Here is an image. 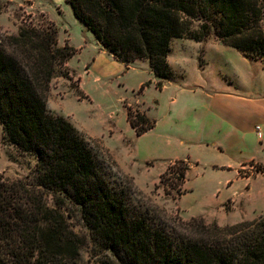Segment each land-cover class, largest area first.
Instances as JSON below:
<instances>
[{
  "label": "trees",
  "instance_id": "1",
  "mask_svg": "<svg viewBox=\"0 0 264 264\" xmlns=\"http://www.w3.org/2000/svg\"><path fill=\"white\" fill-rule=\"evenodd\" d=\"M65 2L116 61L127 66L147 60L159 89L171 75L174 38L199 42L213 35L249 58L264 57V0ZM57 36L51 22L22 19L16 33L0 27L2 141L35 158L26 177L0 174V264H78L83 240L66 220L74 213L89 232L92 264H264L263 216L226 225L184 220L155 204L133 202L131 178L119 184L111 179L115 161L99 159L92 140L48 107L58 73L86 97L66 66L76 50L59 45ZM125 107L137 136L154 126ZM189 168L185 160L170 162L155 188L173 198L172 190L184 194Z\"/></svg>",
  "mask_w": 264,
  "mask_h": 264
},
{
  "label": "crops",
  "instance_id": "2",
  "mask_svg": "<svg viewBox=\"0 0 264 264\" xmlns=\"http://www.w3.org/2000/svg\"><path fill=\"white\" fill-rule=\"evenodd\" d=\"M49 1L58 8L65 5L70 8L65 0ZM83 27L86 28L84 25ZM86 30L88 29L86 28ZM178 39L190 40L185 38L172 40L171 50L168 54L171 75L163 81L162 88L159 89L156 87L158 78L153 74L147 60L138 58L126 66L108 54L94 37L92 44L95 53L91 61L85 63V73L92 74L93 69L99 67L101 63L111 66L110 72L122 77L138 67L146 69L147 75L139 81V88L143 83L148 82V84L144 86L140 94H143L147 87L153 86L157 91L155 99L150 103H145L139 95L131 99H124L123 103L125 100L127 102L123 105L124 121L118 123L116 119L112 118L114 122L108 125L106 133L101 134L88 132L79 124L77 117L64 114L59 108L57 112L70 121L85 137L102 139L104 148L108 150L117 167L132 177L140 188L144 189L145 187L143 184L145 175L142 172L149 173L155 167L156 162H159V167L152 185L156 182L158 184L159 175L170 162L175 160H185L190 167L203 165L221 172L225 178L220 181L218 186L208 188L210 202L203 203L201 201L199 209L184 215L189 212H187L186 206L182 205V201L186 195L192 192L191 189L185 187L188 181L187 173V179L183 185L186 192L176 199L183 218L198 216L203 217L207 222L216 221L220 225L253 219L264 211L253 209L249 213L245 211L238 199L244 191L243 188H246L245 191H249L251 181L259 175H264V170H256L255 176L251 174V170H249L250 174L246 176L240 175V171L247 170L246 166H252L251 162L264 166L261 160L252 153L254 148L252 140L254 137L256 138L254 125L259 122L264 124V93L255 92L240 85L234 76L220 70L209 74L204 54L202 56L204 62L200 64L201 47L197 54L195 68H191V71L176 68L172 63L171 52L173 42ZM87 41L74 46L68 37L67 44L76 50L74 54L76 55L81 54L83 49L89 45ZM202 42L196 43L202 44ZM203 52L204 49H202ZM240 54L243 58L252 60L242 52ZM68 61L67 68L74 71L69 67ZM253 61L259 62L264 68V64L260 61ZM76 77L80 78L79 89L82 91V77L77 73ZM71 91L77 95L75 89L71 88ZM77 97L80 99L78 95ZM125 106H136V109H132L145 114L149 120L154 122V126L137 136L127 120ZM256 141L258 142L257 146L264 150V140L259 141L256 138ZM229 200L230 205L226 211L225 202ZM226 212L228 214L224 216Z\"/></svg>",
  "mask_w": 264,
  "mask_h": 264
},
{
  "label": "rangeland",
  "instance_id": "3",
  "mask_svg": "<svg viewBox=\"0 0 264 264\" xmlns=\"http://www.w3.org/2000/svg\"><path fill=\"white\" fill-rule=\"evenodd\" d=\"M0 7L2 8L0 10V27L9 33L17 32L18 24L22 19H32L36 24L42 22L53 23L58 32L59 45L67 42L68 37L74 46L83 44L85 40H88L89 45L83 49L81 54L74 55L68 61L69 67L74 70L71 71L69 69L74 79L73 83H75L77 73L78 76L82 77L83 84L81 89L88 96V99L86 97L79 99L71 91L72 83L58 73L52 81L50 90L48 107L52 112L58 114L57 110L59 108L64 114L77 117L79 124L88 132L101 134L106 133L108 125L114 122L112 118L116 119L118 123L124 121L123 105L127 103L126 100L123 103L124 99H131L137 95L141 96L145 103H150L155 99L157 91L153 86L147 87L143 94L139 92V81L147 75L146 69L138 67L122 77L111 73V66L101 63L99 67L93 69L92 74L85 73V63L91 61L95 53L94 45L92 44L94 43V37L74 17L72 10L67 5L58 8L49 0H0ZM200 47L204 49L203 53L202 49L200 50V64H203L205 59L209 74L220 70L225 74L234 76L240 85L252 91L264 93V68L260 63L253 61V58H251L252 60L243 58L239 50L224 46L213 35L208 36L202 44L184 39L175 40L172 44V63L176 68L191 71V68H195ZM203 54L204 59H202ZM257 60L264 64V57ZM61 98L64 99L60 100ZM130 108L136 109V106H130ZM90 139L99 159L110 165V161L113 159L108 150L104 148L102 139ZM252 141L254 142L252 153L264 164V150L257 146L258 142L255 137ZM34 164L35 158L33 156L22 154L15 146L3 143L0 125V174L4 178L11 180L26 177L30 174ZM250 165L252 166H246L245 169L247 170H241L240 175H249V170H251V174L255 176L256 170H258L257 163L251 162ZM158 167L159 162H156L155 167L149 173L142 172L145 175L143 184L147 188H140L132 181L136 192L132 195L133 202L142 205L152 203L164 208L169 215H177L184 220L189 219L182 216V212L176 202L178 197L175 190H172L175 197L173 198L165 195L161 186L155 188L157 182L152 185L156 179ZM109 170L111 171V179L117 184L124 181L125 177L132 179L119 168L111 166ZM224 178L225 176L221 172L211 167H204L203 165L191 166L185 187L191 189L192 192L186 195L182 201V205H185L187 212H189L184 215L199 209L201 201L209 203L211 198L208 188L210 186H218ZM243 189L244 191L239 195L238 201L241 202L245 211L249 213L253 209H262L264 211V175H259L251 181L249 191H245L246 188ZM47 198L49 205L52 206L51 195ZM225 203L224 208L228 211L230 200ZM227 214L228 212L224 213V216ZM259 215L264 217V212ZM66 220L69 222L71 229L83 240L78 264H92L94 257L91 252L92 243L87 228L77 213L70 217L66 216Z\"/></svg>",
  "mask_w": 264,
  "mask_h": 264
},
{
  "label": "built area",
  "instance_id": "4",
  "mask_svg": "<svg viewBox=\"0 0 264 264\" xmlns=\"http://www.w3.org/2000/svg\"><path fill=\"white\" fill-rule=\"evenodd\" d=\"M254 132L255 136L259 141L264 140V124L263 123H258L254 125Z\"/></svg>",
  "mask_w": 264,
  "mask_h": 264
}]
</instances>
